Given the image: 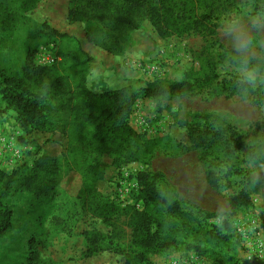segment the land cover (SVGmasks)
<instances>
[{
	"label": "rangeland",
	"instance_id": "obj_1",
	"mask_svg": "<svg viewBox=\"0 0 264 264\" xmlns=\"http://www.w3.org/2000/svg\"><path fill=\"white\" fill-rule=\"evenodd\" d=\"M87 2L0 0L2 77L18 75L31 59L34 63V51L47 40L41 27L46 23L77 39L91 56L85 85L94 93L123 87L139 92L148 83L180 82L185 76L193 82L210 72L219 78L195 84L192 93L178 98L139 94L128 120L136 137L124 144L119 168L110 167L114 157L105 153L77 156L82 176L70 174L49 196L20 192L9 197L12 218L0 238V264H123L124 254L112 250H134L131 216L143 210L160 236L178 241L166 250L147 251L150 264H264V0H197L195 13L213 11L212 19L195 32L164 38L141 12L134 15L139 28L132 31L110 30L94 18L68 24L67 9ZM69 49L68 40L59 42L53 49L57 61L58 53ZM231 81L248 88L230 91ZM1 91L0 85V169L10 173L41 154L59 155L62 139L20 141L25 133ZM205 121L214 128L229 124L243 137L231 156L211 152L220 177L217 190L205 182L199 151L179 145H188L179 123L202 126ZM94 164L107 168L103 178L89 167ZM229 168L240 174L226 175ZM140 172L153 178L156 190L186 216L172 217L155 204L144 207L136 180ZM241 191L251 204L230 216L227 199ZM209 213L215 216L207 218ZM107 247L112 250L104 251Z\"/></svg>",
	"mask_w": 264,
	"mask_h": 264
},
{
	"label": "trees",
	"instance_id": "obj_2",
	"mask_svg": "<svg viewBox=\"0 0 264 264\" xmlns=\"http://www.w3.org/2000/svg\"><path fill=\"white\" fill-rule=\"evenodd\" d=\"M195 1L197 0H88L84 6L68 8L66 19L68 24H83L94 18L110 30L132 31L139 28L134 15L141 12L156 34L164 38L171 34L195 32L212 19L213 11L195 13ZM41 27L47 39L42 46L52 44L53 49H56L59 42L68 40L70 49L60 51L58 54L61 59L51 66H37L31 59L18 75L4 78L0 74L1 95L7 107L15 111L18 124L25 133L26 138H20L22 143H27L31 136H34L33 140L45 136L52 143L62 139L65 148L57 156L41 154L30 166L20 165L10 173L0 169V238L6 234L11 224L12 212L7 199L20 192L35 198L47 197L70 174L82 176L77 156L86 159L92 153H105L114 157L110 167L119 168L118 155H123L124 144L136 137L128 120L139 94L148 99L178 98L192 93L195 84L204 85L219 78L210 72L193 82L185 76L180 82L148 83L139 92L123 87L115 91L94 93L85 85L92 58L80 42L46 23ZM247 88L245 83L231 81L228 90L240 92ZM179 126L185 129L188 143L179 145L185 150L199 151V162L205 168V182L211 189L217 190L220 177L215 159L210 158L211 152L218 149L225 156L233 155L238 150L236 143L243 138L242 135L231 125L223 123L215 128L211 122L206 121L202 126L185 123H179ZM89 167L97 169L100 178L107 172L104 165L94 164ZM227 174L237 175L240 171L229 168ZM136 180L144 207L155 204L172 217L186 216L178 203L169 202L156 190L153 178L149 179L147 174L140 172L136 175ZM262 182L264 184V178ZM227 204L231 216L239 208L248 207L251 200L247 193L241 191L230 196ZM205 216L213 218L215 214ZM154 223L147 211H134L131 216L130 242L134 250L129 253L116 252L108 247L103 250L124 254L123 264H150L145 255L147 251L166 250L178 243L176 239L160 236L158 229L153 227ZM80 234L88 237L86 231ZM209 234L212 238L219 236L218 233Z\"/></svg>",
	"mask_w": 264,
	"mask_h": 264
},
{
	"label": "built area",
	"instance_id": "obj_3",
	"mask_svg": "<svg viewBox=\"0 0 264 264\" xmlns=\"http://www.w3.org/2000/svg\"><path fill=\"white\" fill-rule=\"evenodd\" d=\"M57 61V57L51 46L40 47L34 55V64L37 66H51Z\"/></svg>",
	"mask_w": 264,
	"mask_h": 264
}]
</instances>
